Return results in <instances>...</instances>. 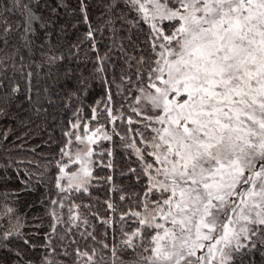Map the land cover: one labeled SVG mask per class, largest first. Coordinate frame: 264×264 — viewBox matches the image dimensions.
I'll use <instances>...</instances> for the list:
<instances>
[{
    "label": "snow or ice",
    "instance_id": "obj_1",
    "mask_svg": "<svg viewBox=\"0 0 264 264\" xmlns=\"http://www.w3.org/2000/svg\"><path fill=\"white\" fill-rule=\"evenodd\" d=\"M78 3L88 25L84 39L92 41L93 51L96 33L108 31L110 52L118 50L127 69H134L131 75L122 70L121 83L126 80L130 86L125 91L135 86L132 112L139 119L117 115L110 89L103 110L91 108L90 119L98 126L90 134L79 116L82 109L76 108V119L64 133L68 139L59 150L55 186L65 194L89 191L96 179L90 168L91 145L102 135L105 141L118 137L121 149L135 156L137 167L122 174L134 179L141 191L114 186L111 175L105 178L121 202L133 205L119 216L118 240H98L88 216L77 211L81 205L69 206L66 219L52 209L45 245L50 252L41 264H63L60 255H73L74 264H253V253L264 261V0H98L101 15L95 27L91 5L87 0ZM66 7L64 0H0V117L9 115L21 92L16 73L27 82L24 98L38 117L45 114V103L56 107L48 88L43 89V100L32 95L33 73L25 71L24 59L25 51L31 54L29 60L42 53L37 66L46 64L49 73L56 68L59 82V61L67 57L55 55L43 40L50 38L59 10ZM141 23L148 25L147 32ZM76 47L69 50L73 59ZM109 59V54L97 55L87 75L66 67L63 88L68 100L86 96L97 78L104 85L114 83L104 75ZM56 98L63 99L59 93ZM102 115L115 125L111 134L102 131ZM125 119L122 135L117 121ZM100 155L114 159L112 149ZM69 163L80 167L66 171ZM104 167L114 168L113 160ZM66 199L70 197L50 203L64 208ZM105 204L110 212L117 211L110 200ZM100 222L111 223L107 218ZM60 224L65 225L63 234ZM81 226L83 247L70 239ZM21 227L16 218L0 232V253L13 240L14 247H34ZM52 236L60 240L63 252ZM7 255L10 259L3 264H26L19 251L14 261L11 251Z\"/></svg>",
    "mask_w": 264,
    "mask_h": 264
},
{
    "label": "trees",
    "instance_id": "obj_2",
    "mask_svg": "<svg viewBox=\"0 0 264 264\" xmlns=\"http://www.w3.org/2000/svg\"><path fill=\"white\" fill-rule=\"evenodd\" d=\"M87 2L91 5L89 8L90 22L95 27L98 23L97 18L101 15L100 9L96 6L98 0H87ZM64 3L67 7L59 10L57 23L49 33L50 38L43 40L44 45L51 48L55 55L67 57L65 60L59 61V82L57 81L56 68H53L49 73L46 64L37 66L42 63V53L37 52L35 59L29 60L28 56L31 54L25 51L24 59L25 71L33 73L32 95L36 99L43 100L45 98L43 89L48 88V95L55 100L56 107L49 108L45 103L44 109H42V113L45 114L38 117L24 98L28 84L20 73H16L15 80L21 85V92L17 95V102H14L13 106L8 109L9 115L0 117V232L7 229L10 223H16V218H19L22 225L20 230L25 236L31 237V244L34 246L27 249L14 247L16 241L13 240V244L0 253V264H3L4 260L10 259L7 255L9 251L12 253L13 261L15 254L19 251L26 264L28 261L31 264H41L46 252H50V248L45 247L53 222L50 212L52 209H56L61 217L66 219L68 208L72 204L81 205L77 211L88 216L90 223L94 225L98 240L103 239L107 242L112 240L113 236L118 240L121 225L119 216L123 211H131L133 205L130 202H121L118 194L110 189L105 178L111 175L114 186L125 188L128 191H141L140 187L136 186L134 179L130 180L127 175L122 174L127 173L129 167H137L135 156L129 157L127 152L121 149L118 137L113 136L112 141H105L102 139V135H99L98 145L94 147V154L91 157L93 164L90 165V168L96 179H93L89 191L82 193L72 190L65 194L60 193L55 186L56 178L60 175L57 166V161L61 160L59 150L68 139L64 133L70 130V121L76 119L73 115L76 108L82 109L79 116L83 123H87L89 127L98 126L96 121L90 119L91 108L97 107L99 111H102L107 102L106 91L110 89L113 96L112 106L117 110V115L122 113L125 118L139 119L132 112V107L135 106L133 97L137 94L135 86H131V91H125L130 86L126 80L125 83H121L122 70L126 69L131 75L134 69H127L118 50L110 52L112 40L108 31L96 33L97 51H93L92 41L84 39L88 25L83 23L78 0H64ZM10 19L15 21V16H11ZM62 26L63 31H61ZM33 27L38 29L39 22H35ZM141 27L145 32L148 31L147 24L141 23ZM40 32L42 33L43 30L41 29ZM140 39L143 40L144 37L141 36ZM38 43L40 42L38 41ZM74 46H77L75 48L76 59L69 56V50ZM105 54H109L110 59L107 62V72L104 75L114 83L104 85L97 78L93 81V86L86 96L82 95L77 100H68L65 95L66 89L63 88L64 69L71 67L77 72L83 71L87 75L91 72L97 55L104 56ZM9 75L13 74L9 73ZM37 90L40 93L39 97H36ZM56 93H59L63 99H57ZM100 124L105 125L102 131H107L109 134L115 126L108 124L104 115L100 117ZM117 125L119 126L117 130L123 135L127 129L126 119L117 121ZM105 149L113 150L114 159L107 155H100ZM63 159L67 160L66 157ZM110 159L113 160L115 167H104ZM71 168L72 166L69 164L66 171ZM65 195L70 199L64 200V208L50 203L51 200H62ZM105 200L113 202L117 206V211L110 212L106 207ZM8 209H12V211L8 212ZM92 213H96L97 216L94 218ZM103 218L109 219L110 225H103L100 222ZM64 230V224L58 225V231L61 234ZM73 231L75 235H72L70 239L79 241L77 246L83 247L85 241L80 237V232L84 231L83 226L78 230L73 229ZM52 241L57 245L58 251L65 250L56 236H52ZM63 243L67 245L69 240L66 239ZM88 243L92 244L91 241ZM67 250L71 252L72 248ZM57 259L63 261V264H74L73 255H60ZM250 259L253 264H264L259 253H253Z\"/></svg>",
    "mask_w": 264,
    "mask_h": 264
},
{
    "label": "rangeland",
    "instance_id": "obj_3",
    "mask_svg": "<svg viewBox=\"0 0 264 264\" xmlns=\"http://www.w3.org/2000/svg\"><path fill=\"white\" fill-rule=\"evenodd\" d=\"M95 127H97V126L94 125L93 127H89V134H90L91 130H94ZM95 139H96L97 143L91 145L92 149H94V147H95L96 145H98V142H99V141H98V140H99V136L95 137ZM66 159H67V157H66ZM90 159H91V157H90ZM69 164L72 166V168L70 169V170H72V171L78 170V168L80 167L79 164H76V165H73V164H71V163H69ZM61 184L67 186V181H66V180H63V181L61 182ZM73 190H74V189H73Z\"/></svg>",
    "mask_w": 264,
    "mask_h": 264
}]
</instances>
